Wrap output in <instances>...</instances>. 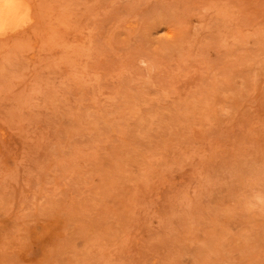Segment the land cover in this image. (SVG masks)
Segmentation results:
<instances>
[{
	"label": "rangeland",
	"instance_id": "rangeland-1",
	"mask_svg": "<svg viewBox=\"0 0 264 264\" xmlns=\"http://www.w3.org/2000/svg\"><path fill=\"white\" fill-rule=\"evenodd\" d=\"M23 1L0 264H264V0Z\"/></svg>",
	"mask_w": 264,
	"mask_h": 264
},
{
	"label": "bare ground",
	"instance_id": "bare-ground-1",
	"mask_svg": "<svg viewBox=\"0 0 264 264\" xmlns=\"http://www.w3.org/2000/svg\"><path fill=\"white\" fill-rule=\"evenodd\" d=\"M23 0H0V31L23 24L29 19V9Z\"/></svg>",
	"mask_w": 264,
	"mask_h": 264
}]
</instances>
